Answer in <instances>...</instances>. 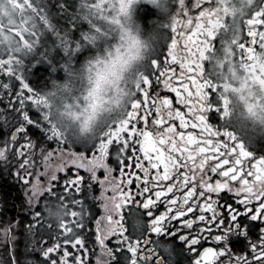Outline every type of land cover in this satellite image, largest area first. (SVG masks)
Returning <instances> with one entry per match:
<instances>
[{
  "label": "snow or ice",
  "instance_id": "6c2138e0",
  "mask_svg": "<svg viewBox=\"0 0 264 264\" xmlns=\"http://www.w3.org/2000/svg\"><path fill=\"white\" fill-rule=\"evenodd\" d=\"M0 106V264H264V0H0Z\"/></svg>",
  "mask_w": 264,
  "mask_h": 264
},
{
  "label": "flooded vegetation",
  "instance_id": "af4514ba",
  "mask_svg": "<svg viewBox=\"0 0 264 264\" xmlns=\"http://www.w3.org/2000/svg\"><path fill=\"white\" fill-rule=\"evenodd\" d=\"M232 2L235 4L237 3V0H232ZM228 19L229 22H231L232 17L230 16ZM171 95L174 96V94ZM233 127L234 128L231 130L235 131L238 137L245 141L247 147L256 152L257 155L264 153V130H262L259 126L253 129L251 124L247 125L246 127H241L240 124L236 121H233ZM88 155L90 156L91 154L89 153ZM80 171L82 175H88V173L83 169H81ZM102 173L103 169H100L97 174L102 175ZM109 175H115L119 178L120 174L119 172H115L110 173ZM0 198L7 201L5 209L0 212V218L17 216V212L20 210L16 206L21 203L22 192L20 191V185L16 183L14 176L8 174L3 165H0ZM42 206L43 200L41 201V210ZM204 246H213V242L211 240L206 241ZM230 246L238 247L239 245L236 241H233ZM95 251L97 252V254H99V247H97ZM91 259H93L94 264L95 258L91 257ZM177 264H187V262L184 261L183 257L181 256L177 258Z\"/></svg>",
  "mask_w": 264,
  "mask_h": 264
},
{
  "label": "trees",
  "instance_id": "16d2710c",
  "mask_svg": "<svg viewBox=\"0 0 264 264\" xmlns=\"http://www.w3.org/2000/svg\"><path fill=\"white\" fill-rule=\"evenodd\" d=\"M9 195H11V194H9Z\"/></svg>",
  "mask_w": 264,
  "mask_h": 264
}]
</instances>
